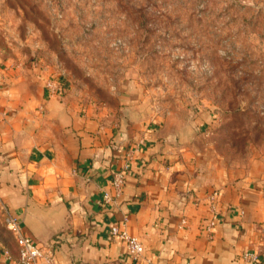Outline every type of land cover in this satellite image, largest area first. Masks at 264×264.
<instances>
[{"label":"crops","instance_id":"crops-1","mask_svg":"<svg viewBox=\"0 0 264 264\" xmlns=\"http://www.w3.org/2000/svg\"><path fill=\"white\" fill-rule=\"evenodd\" d=\"M202 126L125 95L85 101L0 54V205L57 264H264V156L232 166ZM114 226L142 241L141 257ZM18 254L8 230L0 264Z\"/></svg>","mask_w":264,"mask_h":264},{"label":"rangeland","instance_id":"rangeland-1","mask_svg":"<svg viewBox=\"0 0 264 264\" xmlns=\"http://www.w3.org/2000/svg\"><path fill=\"white\" fill-rule=\"evenodd\" d=\"M0 54L85 101L202 122L232 166L264 156V0H0Z\"/></svg>","mask_w":264,"mask_h":264},{"label":"built area","instance_id":"built-area-1","mask_svg":"<svg viewBox=\"0 0 264 264\" xmlns=\"http://www.w3.org/2000/svg\"><path fill=\"white\" fill-rule=\"evenodd\" d=\"M125 183V175L123 172H118L114 176L113 186L117 194L123 192ZM8 228L16 236V241L19 246L18 263L19 264H57L55 254L49 247L44 246L22 234L17 220L11 216H6ZM214 221H210V226ZM112 234H118L125 243L127 252L130 257L137 259L144 254L145 248L141 240L135 236H131L127 231L120 230L118 226H114L111 230Z\"/></svg>","mask_w":264,"mask_h":264}]
</instances>
